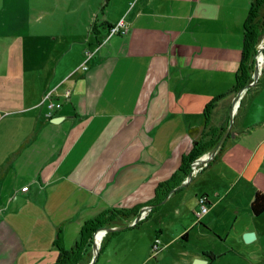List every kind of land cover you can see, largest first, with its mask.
<instances>
[{"label":"crops","instance_id":"0c3cea01","mask_svg":"<svg viewBox=\"0 0 264 264\" xmlns=\"http://www.w3.org/2000/svg\"><path fill=\"white\" fill-rule=\"evenodd\" d=\"M85 1L84 22L62 15L71 37L83 26L80 57L33 42L56 12L19 16L32 29H0V264H50L55 240L68 248L106 209L135 212L111 221L126 227L105 232L90 264H263L254 226L264 211L252 214L249 202L264 193V49L239 95L234 134L184 185L178 170L193 143L210 138L202 111L212 98L214 134L227 125L251 0ZM118 22L126 30L105 38ZM47 91L58 107L41 101ZM167 181L173 188L135 221ZM202 195L208 208L196 219Z\"/></svg>","mask_w":264,"mask_h":264},{"label":"trees","instance_id":"16d2710c","mask_svg":"<svg viewBox=\"0 0 264 264\" xmlns=\"http://www.w3.org/2000/svg\"><path fill=\"white\" fill-rule=\"evenodd\" d=\"M95 22L92 24V29H95ZM109 26V25H108ZM264 35V0H251L249 7L247 9L246 16L243 21V34H242V47H241V56L237 70L234 75V84L232 85V90L237 91L244 85L248 84L251 80L252 68H253V59L256 52V45L261 40ZM218 97L212 98L207 102L203 107V128L206 127L205 134L210 136L206 140H197L193 143L192 147L182 156L180 166L178 170L186 174L189 169V162L210 149L213 145L217 143L221 134L223 133L224 128L217 130L209 125V116L210 110L214 105ZM196 128L190 129V131L195 130ZM214 134V137L212 135ZM227 139L219 147L218 151L221 150ZM208 162V161H207ZM175 185L177 183H174ZM173 188V185L170 182L160 183L154 195L153 202L154 204L158 203L169 191ZM249 209L252 214H259L264 211V193L260 191H255L249 202ZM135 210H120V209H106L97 215L88 218L81 223L78 229L77 238L74 242L68 247L63 248L58 240H55L53 243L56 247V255L53 261L50 264H81L80 259L84 255H87L89 261L90 259V249H91V234L98 227L108 226L111 224V221L116 217L133 215ZM137 222H134L136 224ZM206 254L210 258H214L215 255L211 251H206ZM85 263L82 260V264Z\"/></svg>","mask_w":264,"mask_h":264},{"label":"rangeland","instance_id":"374dc122","mask_svg":"<svg viewBox=\"0 0 264 264\" xmlns=\"http://www.w3.org/2000/svg\"><path fill=\"white\" fill-rule=\"evenodd\" d=\"M91 4H93V2H91ZM89 6L91 7V5L86 4L85 0H0V29L6 28L12 30L17 26L32 29L34 24L29 22L32 19L27 18L25 20L26 22L21 24L19 16L32 13L37 14L40 11L56 12L58 18H43L44 23L36 25L35 28L41 33L35 41L33 40V42L44 45H54L53 47L58 51V55L60 53L62 54V52H66L62 48H67L69 45L71 46V49L65 54L68 57L75 58L80 53L81 46H83L82 38H84V36L86 37V35L83 32L82 26L79 28V32L71 37L66 30V25L63 22L65 18H62V15H65L64 12H72L74 15V22H84L85 20L83 18L85 14L90 11ZM90 18L86 19L87 21L89 20L88 25L86 26L87 29L92 28V24L95 20ZM80 56L81 54H79V57ZM82 57H85L84 50L82 51ZM254 227H256L262 235L260 242L255 244V249L258 251L260 250L261 252L259 253L262 254V251L264 252V218L259 216ZM244 234L245 232H242L241 235L243 236ZM229 239H231V237H229ZM258 261L261 264L259 257L256 258V262ZM262 261L264 264V256Z\"/></svg>","mask_w":264,"mask_h":264},{"label":"water","instance_id":"95a60500","mask_svg":"<svg viewBox=\"0 0 264 264\" xmlns=\"http://www.w3.org/2000/svg\"><path fill=\"white\" fill-rule=\"evenodd\" d=\"M261 41H263V45L261 47H259L255 54H254V59H253V68H252V76L254 78V80L257 79V75H258V72L260 71V66H259V63H258V59H257V52H263L262 50L264 49V36H262L261 38ZM249 83L244 85L243 87H241L240 89H238L236 91V93L234 94V96L232 97L231 99V105L228 109V120H227V125L223 131V133L221 134L219 140L217 141V143L215 145H213L210 149L206 150L205 152H203L202 154H200L201 157V160H206L208 161L209 159H211L214 154L218 151L219 147L223 144V142L225 141V139H227L229 136H232L234 133L232 132V130L230 129L231 128V125H232V120H233V113L236 109V106L238 104V98H239V95L240 93L247 87H249ZM236 102V104H235ZM235 104V105H234ZM61 118V116H51L49 117V121L51 122H56L58 121L59 119ZM186 176H189V179L191 178L190 174H189V169H188V172L186 174H184ZM186 182H182L181 184H185ZM178 186H175L174 189H177ZM172 189V190H174ZM171 190V191H172ZM153 205L155 204H151V205H145L144 207H142L141 211L142 210H145V209H148L150 207H152ZM140 211V212H141ZM139 215L140 213L136 214L135 217H134V220L137 221L138 218H139ZM126 225H114V226H102V227H98L97 229H95L92 234H91V242H90V245H91V249L93 250V255L91 256V258L89 259V261L87 263H83V264H90L92 263V261L94 260V258L96 257V254L98 252V247L99 245L95 243V234L97 232L98 229H101V228H104L105 231H111L113 229L115 230H118V229H123L125 228ZM254 237V232L253 231H246L245 234L242 236V239L244 241H250L252 238ZM206 262V259L203 258V257H195L192 259L191 263L190 264H205Z\"/></svg>","mask_w":264,"mask_h":264},{"label":"built area","instance_id":"2783aa9c","mask_svg":"<svg viewBox=\"0 0 264 264\" xmlns=\"http://www.w3.org/2000/svg\"><path fill=\"white\" fill-rule=\"evenodd\" d=\"M126 30V26L123 25L121 22H118V23H115L113 25H109L106 29V34H105V38H108L109 36L113 35V34H116V33H123L124 31ZM263 45V41H259L256 45V50L261 47ZM258 53H262V52H257L256 56L258 55ZM84 54H85V57L83 58V61H81L80 63V67L85 69L87 67V61L88 59L91 57L92 55V51L89 50V49H84ZM258 59V58H257ZM259 61L262 62V60L258 59V63ZM260 68H261V65H260ZM255 82L252 74H251V80L249 81V84H253ZM68 92L69 90L68 89H65L63 91V96H67L68 95ZM45 100V103H46V107L48 109H52V108H55V107H58L59 103L58 102H55V101H52L50 99V94L49 92H45L43 93L42 97H41V101ZM201 157L202 156H197L195 158H193L190 162H189V174L190 176H194L196 173H198L206 164H207V161L206 160H201ZM189 180V176H184V179L182 180V182H187ZM208 206H207V203H206V200H205V196H200L197 200V206L195 208V210L193 211V214L195 216L196 219H198L206 210H207ZM146 210V209H145ZM143 212V210L140 212V215H139V218L142 216L141 213ZM138 218V219H139ZM133 223V221L131 222ZM114 226V225H113ZM102 230V233H101V236L99 238V242L97 243L98 245L100 244L101 240H102V237L103 235L105 234V229L104 228H101V229H98V231ZM96 232V233H97ZM156 242H157V239H155L153 245H152V248L153 249H156L157 245H156Z\"/></svg>","mask_w":264,"mask_h":264},{"label":"bare ground","instance_id":"6f19581e","mask_svg":"<svg viewBox=\"0 0 264 264\" xmlns=\"http://www.w3.org/2000/svg\"><path fill=\"white\" fill-rule=\"evenodd\" d=\"M264 36V35H263ZM260 53H258V55H257V58L260 60ZM261 65V62L259 61V66ZM235 104H236V102H235ZM234 104V105H235ZM101 233H102V230H100V231H98L96 234H95V243L97 244L98 242H99V238H100V236H101Z\"/></svg>","mask_w":264,"mask_h":264}]
</instances>
